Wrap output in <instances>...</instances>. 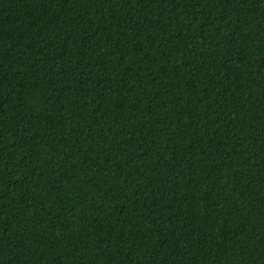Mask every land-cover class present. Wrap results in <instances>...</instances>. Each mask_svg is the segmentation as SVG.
<instances>
[{
	"label": "trees",
	"instance_id": "obj_1",
	"mask_svg": "<svg viewBox=\"0 0 264 264\" xmlns=\"http://www.w3.org/2000/svg\"><path fill=\"white\" fill-rule=\"evenodd\" d=\"M0 264H264V0H0Z\"/></svg>",
	"mask_w": 264,
	"mask_h": 264
}]
</instances>
